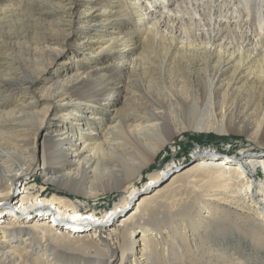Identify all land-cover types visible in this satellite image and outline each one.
I'll return each instance as SVG.
<instances>
[{
  "label": "bare ground",
  "instance_id": "6f19581e",
  "mask_svg": "<svg viewBox=\"0 0 264 264\" xmlns=\"http://www.w3.org/2000/svg\"><path fill=\"white\" fill-rule=\"evenodd\" d=\"M28 1L5 0V4L0 3V21L12 18L19 10L18 4ZM110 1L103 0L109 6L103 5L101 10L98 8L100 0H84L79 4V7H84V13L77 16L73 5L65 7L67 24L80 29L74 45L78 59L90 57L97 60L85 70H63L61 80L39 93H34L33 88L40 75L61 58L67 45L73 44V39L70 41L71 31L60 29L41 36L37 41L45 47L40 57L23 59L16 44L18 35L4 34L5 21L0 22V42L5 48L2 55L10 58L15 53L12 59L17 64L19 74L0 79L9 91L7 107H12L8 112L0 113V217L9 216L6 223L3 221L5 224L0 225V264H66L61 262L64 258L69 262L72 259L85 262L88 254L95 257L91 264H115L118 254L121 256L120 264L143 263L144 260L139 259L148 256L145 255L149 254L145 247L150 246L142 242L137 252L140 254L136 257L134 249L142 241L140 239L143 234L137 240L134 237L136 229L145 224L144 213L151 218L162 209V202L142 207L158 191L142 198L135 211L121 220L117 226H124L123 229H112L110 233L107 228L138 194L133 179L165 145L171 143V137L184 128L182 125L185 123L188 129L196 131L250 135L251 139L258 142L264 139V108L257 119L248 112L249 105L232 107L229 102V85L219 84L220 77L228 72L229 64L234 60L238 62V65L233 64L235 71H238L242 67L241 63L252 56L264 58V0H119L116 3L118 9ZM97 18L103 19L97 21ZM83 22L86 25L81 26ZM85 30L100 37L87 40L83 36L87 34ZM107 36L111 37L105 41L99 40ZM137 37L146 42L161 38L165 56L172 55V61L201 60L204 67L208 68L211 57H215L217 65L213 72L209 70L204 77L198 75L202 78L204 90L187 85V82L180 86L178 83L173 86L163 84L169 91L158 90L159 96L145 106L147 113L135 117L137 120L145 119V122L141 120L137 125H129L126 116L124 136L132 137L119 138L124 136L116 135L117 127L112 124V117L111 121L104 119L106 123L103 125L106 124V127L103 133L102 126L92 125L98 121L95 119H101L97 112L109 111V107L115 104L111 99L118 94L124 70L129 69L128 65L136 66L130 56L136 49ZM248 45L252 47L250 52L244 48ZM38 63L42 65L39 72L36 70ZM11 85L16 87L11 88ZM18 94H22L20 100L16 98ZM202 96L215 107L212 119H187L177 124L176 131L165 132L162 129L159 112L155 110L164 108L161 101L172 107L184 105L187 101L195 103ZM11 100L19 102L11 103ZM54 110L59 112L57 120L52 119L47 125L50 112ZM24 115L26 120L23 119ZM26 124L30 127L26 128ZM45 125L47 128L44 135L47 137L44 138L48 140L43 145L42 163L56 167L47 171L43 186L20 188V179L29 173L35 163L34 152L28 147L33 143L35 146V141L30 143L25 135H19L22 130L18 128L23 126L26 131L36 135ZM148 135L153 140L147 138L148 142L143 141L142 137ZM83 154L85 156L81 159ZM195 157L198 161L180 172V176L194 173L207 177V186L217 184L219 189L225 188L224 196L235 203L240 201L239 206L242 205L243 210L252 211L260 217V210L264 211V183L257 185L248 180L247 175L261 171L264 178V153L251 154L241 149L233 158L216 159V155L204 151ZM118 167L121 168L117 170ZM171 169L172 165L168 164L152 174L142 188L149 190ZM44 185H53L55 191H47ZM112 189L123 190L125 195L109 210L94 211L84 205V202L97 199ZM253 189H257L255 192L258 200L251 197ZM62 190L74 198L80 197L84 202L73 203L55 195ZM21 221L28 222L21 227L17 224ZM261 224L263 226L262 221ZM59 228H64V231L60 233L57 231ZM80 232L82 234L78 238L71 236V233L74 235ZM105 234L102 240L101 235ZM85 236H93L95 244L91 245L81 239ZM99 240L105 248L97 243ZM260 240H263L262 236ZM127 253L129 255L125 257Z\"/></svg>",
  "mask_w": 264,
  "mask_h": 264
},
{
  "label": "rangeland",
  "instance_id": "374dc122",
  "mask_svg": "<svg viewBox=\"0 0 264 264\" xmlns=\"http://www.w3.org/2000/svg\"><path fill=\"white\" fill-rule=\"evenodd\" d=\"M4 1L5 0H0V3L5 4ZM118 1L119 0L110 1L111 3L113 2V6L116 7V9H118L116 4ZM80 2L83 3L84 0H29L28 2H21L18 4L17 9L19 10L15 12L16 14H14L12 18L7 20L2 19L0 21H5L3 23V25H5L4 34L8 33L9 35H13L16 33L18 35L16 44L23 59H28L31 56L40 57L41 51L45 47V45L38 42L41 36L50 34L51 31L57 32V30L60 29L71 31L70 41L73 39V44L67 45L61 58L51 64L48 69L40 75L38 83L35 88H33L34 93H39L45 89V87L47 88L53 85L57 80H61L62 72L67 68L73 71H80L92 67L95 64L97 58L91 59L90 57H84V60L78 59L77 53L75 52L76 47L74 45L76 44V38L79 37L80 29H76L75 26L70 27L67 24L68 16H66L65 7L73 5L75 16L81 15L84 13L85 9L82 6L79 7ZM99 5L100 7L98 8L102 10L104 8L103 5L106 6L108 3H103V0H100ZM94 14H96V12ZM0 15H2V12ZM102 19L103 18H97V21ZM112 23L114 24V21H112ZM80 25H86V23L83 22ZM85 32H87V34L83 36H85L87 40H94L100 37V35L92 31L85 30ZM108 37L110 38L111 36L99 40L105 41L108 40ZM145 42L143 38L138 39L137 37L136 49L130 56L131 61H134L136 66L131 67V65H128L129 69H125L122 73L118 94L111 99V102H115L114 105L110 103L113 107H109V111L101 110V112H97L99 116H101V119H95L98 121H96L95 124L93 122L94 125L92 126H102V133L106 127V124L103 125V123H106L105 120L111 121L112 117L114 119V123L112 124H116L117 127V130H115L116 135L124 136L126 133L125 126H127L124 125L125 120H127L126 116L128 117L127 122L129 125H137L141 120L145 122V119L137 120L135 117H138L137 115H140V113L141 115L147 113L145 106L149 105L154 98L159 96L158 94L160 91L158 90L163 92L169 91L163 87V84L166 86H173L175 83H178L180 86L187 82V85H192L194 88L204 90L201 81L202 78L198 77V75L202 74L204 77V74L209 70L213 72L216 69L217 59L215 57H211L210 67L208 68L204 67L201 60L198 62H193L191 59H189V61H172V55L165 56V49L161 38H153ZM244 48L248 52L252 51V47L249 45ZM4 49L3 44L0 42V79L2 80H5L8 76H19V74H17V64L12 59L15 57V53H12L13 56L10 55V58L6 57L2 55ZM255 50L258 51L259 49ZM90 53L94 54L93 52ZM168 58L170 59L167 60ZM233 64L238 65V62L234 60L229 64L228 72H225L220 77L219 84L229 85V102L232 107L239 105L245 107V105H249L248 112L254 116V118L258 119L262 115V109L264 108V58L258 55L252 56L251 59L241 63L242 67H240L238 71H235ZM36 66V70L39 72L42 69V65L38 63ZM2 84L3 82L1 81L0 113L12 109V107H7V103L9 102L7 94L9 91L5 89L6 85ZM10 87L14 88L16 85H11ZM18 95L19 97L16 96V98L20 100L22 94ZM24 96L27 95L25 94ZM11 99L13 100V98ZM12 100L11 103L17 104L19 102L18 100L12 102ZM161 105H163L164 108L155 110L159 112L161 118L159 122H162V129L165 130V132L176 131L177 124L183 122V120L194 119L202 121L214 117L213 110L215 107L205 96L198 98L195 103L187 101L184 105L168 107L167 103L161 101ZM25 111L33 112V110L31 111L28 109ZM56 115L58 117L59 112L55 110L50 112L47 125L52 119L57 120ZM23 119L26 120L25 115ZM253 119H250V121ZM108 124L109 123H107V125ZM47 125L41 127L36 135L33 132L26 131V128L30 127L29 125L25 126L26 128L23 126L18 128V130H22V132L18 133L19 135H25V139L30 143L35 141V146H33L34 143L28 146L31 151L34 152L35 163L29 173L25 174L20 179V188L23 186L29 188L32 185L36 187L43 186V180L48 174L47 171L53 169V166H55L46 163L44 165L42 163L44 159L42 155L43 145L45 141L48 140L46 138L47 136L44 135ZM250 125H252V123ZM182 127L184 128L177 131V134L171 137V143L165 145L133 179L134 186L137 187L139 192L134 196L133 200L125 206L123 212L118 214L113 223L107 228V232L110 231L111 233L112 229H123L124 226H117L121 223V220L127 214L135 211L142 198L158 191V193L152 196V199L147 201L142 207L147 208L148 206L154 205V203L162 202V209L158 210V213L156 212L154 215L155 217L152 216L151 218H148L147 214L144 213L143 218L145 221H143V223L145 224L136 229L134 239L137 240L139 236L143 234L142 239H140L142 241H139V244L134 249V252L137 254L136 257L140 254L137 252L139 251L138 249L141 248L142 242H145L146 246H150V248L145 247V250H147L149 254H145L148 255L146 258L145 256L140 258L139 260L144 261L139 264H264V211L260 210L259 217V214L243 210L241 208L242 205L239 206L241 204L240 201L239 203H235L229 197L227 198L224 196L223 192H226L224 191L225 188L219 189L217 184L212 187L207 186L205 182L208 178L205 176H198L194 173H184L181 174V176L179 174L192 167L198 161L195 155H197V153L202 154L204 151L213 153L216 155V157H214L216 159L221 157L233 158L239 154L241 149L247 150L251 154L264 153V139H260V142H258L251 139L250 135L235 133L220 134L213 130L196 131L188 129L185 123ZM44 136H46V139ZM129 137L132 136L125 135L119 138ZM150 137L152 136H144L142 140L147 141V138L153 140ZM84 156L85 154L82 155L81 159ZM168 164L172 165V169L165 173L158 180L157 184L152 186L149 190L142 188L143 185L148 182L152 174H156ZM120 168L121 167H118L117 170ZM176 175L180 176V178L177 176L175 180L173 177ZM195 175L196 178L198 176V180L194 177ZM193 178H195V182L192 181ZM247 178L257 185H259V183H264L261 171H258V173L254 175L248 174ZM44 186L49 192L55 191L52 189L53 185ZM256 190H252L253 193H251V197L258 200L259 197L255 192ZM67 194V191L62 190L61 192L57 191L55 195L67 198L73 203L76 201H83L80 197L74 198V196ZM124 195L125 193L123 190L112 189L103 194V196H99L97 199L83 202L85 206H89L90 210L107 211ZM223 197L224 200H221ZM141 212L143 213L144 211ZM34 214L35 213L32 215L34 216ZM8 217L9 216L6 215L0 217V225H4ZM162 217L165 218L163 219ZM261 221L263 222V226ZM27 222L28 221H21L17 224L24 227ZM13 223L16 224L14 221ZM57 231L62 233L64 228H59ZM80 234L82 233H75L74 235L71 233V236L73 238L74 236L78 238ZM261 236L263 238L262 241L260 240ZM101 237L102 240L105 239L106 234L101 235ZM81 239H84L91 245L96 242L93 236H85V238ZM97 243H99L101 247H104L100 240L97 241ZM164 250L168 251L164 252ZM64 255L66 254H63V256ZM88 255L86 256L87 259L85 262L76 261V259H72L69 262L65 260V258L64 260H59L66 264H89V262L91 264V260L95 257ZM128 255L127 253L125 257H128ZM120 257V254H118L115 264H120Z\"/></svg>",
  "mask_w": 264,
  "mask_h": 264
}]
</instances>
